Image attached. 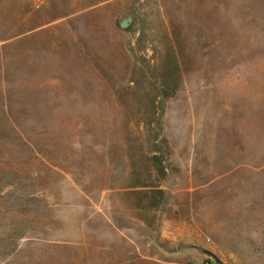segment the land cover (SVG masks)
<instances>
[{
	"label": "rangeland",
	"instance_id": "obj_1",
	"mask_svg": "<svg viewBox=\"0 0 264 264\" xmlns=\"http://www.w3.org/2000/svg\"><path fill=\"white\" fill-rule=\"evenodd\" d=\"M207 263L264 264V0H0V264Z\"/></svg>",
	"mask_w": 264,
	"mask_h": 264
},
{
	"label": "water",
	"instance_id": "obj_2",
	"mask_svg": "<svg viewBox=\"0 0 264 264\" xmlns=\"http://www.w3.org/2000/svg\"><path fill=\"white\" fill-rule=\"evenodd\" d=\"M133 20H134V17L132 15L125 16L120 21V26L123 29H127V28L130 27V25L132 24Z\"/></svg>",
	"mask_w": 264,
	"mask_h": 264
},
{
	"label": "built area",
	"instance_id": "obj_3",
	"mask_svg": "<svg viewBox=\"0 0 264 264\" xmlns=\"http://www.w3.org/2000/svg\"><path fill=\"white\" fill-rule=\"evenodd\" d=\"M207 264H211V263H207Z\"/></svg>",
	"mask_w": 264,
	"mask_h": 264
}]
</instances>
